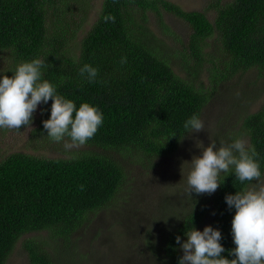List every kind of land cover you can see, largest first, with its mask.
<instances>
[{"label":"trees","instance_id":"1","mask_svg":"<svg viewBox=\"0 0 264 264\" xmlns=\"http://www.w3.org/2000/svg\"><path fill=\"white\" fill-rule=\"evenodd\" d=\"M71 1L0 0V58L6 62L0 78H11L21 63L41 59V82L52 84L77 110L88 103L103 114L94 137L71 158L14 152L0 160V264H7L21 238L44 231L50 242L34 237L24 242L30 263L55 264L49 248H56L54 255L70 256L75 264L73 238L121 198L127 166L152 170L156 158L174 155L190 134L185 122L193 115L202 118L223 87L233 83V91L238 90L234 82L244 75L255 71L264 89V0H211L213 20L169 0H105L78 53L71 43L88 16L75 19ZM108 15L115 17L114 23L105 22ZM166 15L187 24L185 39L166 24ZM151 16L170 42L154 33ZM85 64L98 69L94 82L80 75ZM204 70L209 90L200 80ZM51 104L38 105L33 138H47L42 122L50 118ZM5 131L0 129V136ZM241 133L258 154L263 178L264 106L245 117ZM227 136L220 132L218 147L238 139ZM219 180L221 186L212 195L194 194L192 209L167 230L157 255L161 262L178 264L182 254L175 238L185 242V235L210 214L212 228L222 235L221 255L234 258L229 252L235 248V210L228 208L225 196L247 191L255 181L241 183L234 170ZM155 247L151 242L148 248Z\"/></svg>","mask_w":264,"mask_h":264},{"label":"rangeland","instance_id":"2","mask_svg":"<svg viewBox=\"0 0 264 264\" xmlns=\"http://www.w3.org/2000/svg\"><path fill=\"white\" fill-rule=\"evenodd\" d=\"M104 1H71L74 3L71 4V9L76 13L75 19L82 20L88 16L77 38L71 43L73 49L77 48L74 53H78L80 41L97 21ZM169 1L178 4L185 11L205 12L211 20L215 17V11L209 6L211 0ZM150 19L154 33L170 42L168 37H165V32L156 26L154 16ZM165 20L178 35L184 39L187 37L189 33L187 24L173 15H166ZM5 63L0 58V73ZM175 71L186 77V73L181 72L180 68H175ZM200 80L204 88L209 90L211 83L207 71L201 72ZM232 84L223 87L220 90L221 94L208 102L201 118L205 126L204 131L189 134L174 155L156 158L152 170L139 164L127 166V184L121 198L115 200L108 211L101 212L92 224L78 231L73 238L72 246L77 250V255L73 259L75 264H164L157 255L167 230L192 209V197L195 193L190 197L186 192L191 165L182 164L191 162L193 156L201 155V150L196 147V140L202 141L207 147L210 139L215 141L221 132L230 138L244 139L249 145L247 136L241 133L242 124L248 114L256 113L264 106L262 81L255 76V71L234 82L238 84V90L233 91ZM244 89L250 90L248 95H244L242 91ZM39 111L38 106L33 114L31 128L21 127L19 131L6 129L0 136V160L14 152L48 158H71L73 153L78 154L85 149L81 146L66 150L64 141L57 143L48 136L33 138L32 133L37 126ZM256 183L255 181L247 190H251ZM212 221L210 214L196 230L202 232L206 226L212 227ZM32 237L39 242H50V233L47 231L25 235L18 242L7 264H31L24 249V242ZM151 242L156 246L155 251L148 248ZM55 249L49 248V253L55 257V264H72L68 260L70 256L62 259L54 255ZM181 254L183 256L182 251Z\"/></svg>","mask_w":264,"mask_h":264},{"label":"clouds","instance_id":"3","mask_svg":"<svg viewBox=\"0 0 264 264\" xmlns=\"http://www.w3.org/2000/svg\"><path fill=\"white\" fill-rule=\"evenodd\" d=\"M104 20L114 23L115 17L108 15ZM44 66L45 61L34 59L21 63L11 78L7 75L0 78V129L19 131L21 127L31 128L38 105L51 100L50 118L42 122L47 136L57 143L64 141L66 150L81 147L94 137L103 123V114L88 103L81 104L77 110L75 103L57 94L52 84L46 80L41 82ZM80 75L94 82L98 69L85 64ZM204 127L198 115L191 116L184 124L190 134L204 131ZM196 147L201 150V155L193 156L191 162L182 164L191 165L186 187L190 197L192 193H215L221 186V174L230 170H234L241 183H257L251 190L225 196L228 208L235 210L231 222L235 248L229 252L234 258L227 259L221 255L225 252L220 243L221 232L206 226L202 232L193 228L185 235L183 243L180 236L175 238L183 252L178 264H264V179L255 148L239 138L219 147L211 139L207 147L196 140Z\"/></svg>","mask_w":264,"mask_h":264}]
</instances>
